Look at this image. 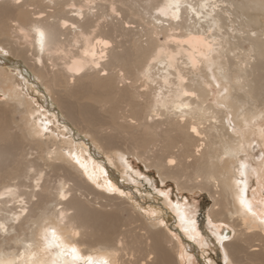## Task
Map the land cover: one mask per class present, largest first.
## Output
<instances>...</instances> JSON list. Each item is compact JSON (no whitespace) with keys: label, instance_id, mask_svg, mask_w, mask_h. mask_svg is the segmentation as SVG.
Returning <instances> with one entry per match:
<instances>
[{"label":"bare ground","instance_id":"obj_1","mask_svg":"<svg viewBox=\"0 0 264 264\" xmlns=\"http://www.w3.org/2000/svg\"><path fill=\"white\" fill-rule=\"evenodd\" d=\"M176 2L0 0V264H194L161 221L132 214L121 228L127 202L86 178L124 189L77 131L123 174L134 156L179 191L208 192L211 223L232 231L213 232L223 264H264V0H179L174 19ZM173 210L190 241L212 242Z\"/></svg>","mask_w":264,"mask_h":264},{"label":"rangeland","instance_id":"obj_2","mask_svg":"<svg viewBox=\"0 0 264 264\" xmlns=\"http://www.w3.org/2000/svg\"><path fill=\"white\" fill-rule=\"evenodd\" d=\"M261 21L264 24V20L261 19ZM3 54L1 55L7 58L9 62L15 60L14 58L12 59L13 56H10L11 54ZM21 72H23L21 73L23 74V79L29 85V89L27 91H29L28 93L30 97L34 98L38 105L45 106V91L41 92L40 90L36 89V87H34V85L30 83V81H28L31 78L32 80H34L35 83H37V78L34 77L33 73L28 72L26 70H21ZM49 99L52 102V99ZM5 102H8L7 98L4 97L3 94L0 92V107L3 106V104L1 103ZM82 102L83 101H81L80 103ZM53 103L54 102H52L51 104L52 107L58 109L57 105ZM10 105L11 102H9L8 106ZM3 114L9 117V123L11 116L10 124L16 122L18 125H20L22 129L25 130L26 128L27 130L25 115L14 114L12 113V110L10 108H3ZM60 115L61 118L64 119V116L62 114ZM12 118H14V120ZM76 134L78 135V137L87 140L91 144L93 155L96 158H102L105 161L106 169L108 170V172L110 171L109 173H112L115 178L117 177L116 181H119L118 183L121 184L124 189L120 190V192L119 190L113 192H108L106 190L104 191L102 188L97 187L91 179L86 178L87 182L92 185L97 191L105 193L107 195H112V193L114 195L117 194L118 197L124 199L127 202V206L129 205V208L127 207L121 215L122 229H130L139 224V221L135 222L129 219L128 216H132V214L135 216L138 215L140 220H142L146 224H149L152 221L153 223L155 221H161L160 225L164 227V229L172 236L174 235L173 237H175L176 240H180V243L183 248L182 251L184 254V250L188 251L189 248L187 242H189L197 249L196 256L188 252V255L191 256L194 264H223L220 248H218L217 243L214 241L213 232L215 231V233L217 234L220 233L223 236H226L227 238H225V240H227L231 237V229H229L228 226L221 224L219 225V230L217 231L214 227V224L211 223L209 213L213 205V200L208 192L201 190H193V192L179 191L175 183H173L172 181L162 182L160 180L161 178L159 177L158 171L155 168H147L144 163H142L134 156L129 157V163H131L129 165V168L127 169L128 171L126 170V172L123 174L121 173L120 169L116 168L114 163L109 158L103 155V152L98 147L96 148V146L88 138L89 136L85 137V134H83L82 136V134H79L78 131L76 132ZM19 138L21 142H24L22 136H20ZM146 143L147 144H144V147L148 145L147 148H152V142L146 141ZM120 146H122V144H120ZM87 149L88 146H86L85 150ZM13 151L14 153L16 152V150ZM106 177L112 179L109 175L107 176V174ZM121 193H123V195H121ZM162 193H164V195H161ZM177 206L178 209L181 208V210L188 217L192 216V218H194L193 220H195L197 232L200 234V236H204L206 238L211 239L212 242H210L206 247L202 243H198L196 241L193 242L192 240L190 241L180 229L178 224L175 222L178 218V213L176 211L174 212L173 209H177ZM183 264H186V260L183 262Z\"/></svg>","mask_w":264,"mask_h":264},{"label":"snow or ice","instance_id":"obj_3","mask_svg":"<svg viewBox=\"0 0 264 264\" xmlns=\"http://www.w3.org/2000/svg\"><path fill=\"white\" fill-rule=\"evenodd\" d=\"M171 7H173V8L176 9V12L173 13V18L174 19H178L179 18L178 11H179V7H180L179 0H177V2L175 4L171 5ZM161 14H166V12H164L162 10V13ZM39 36H40L41 46L43 47V43H44V40H45V33L43 31H40L39 32ZM187 94L188 93H185V95H187ZM193 131H195V129H193ZM170 163H175V161H170ZM241 167H244V166L241 165ZM241 175H243V173H241ZM37 184H39V180H37ZM109 190L110 191H116V189H112V188H110ZM9 191H11V189H9ZM121 195H123V193H121ZM161 195H164V193H162ZM240 203H241L242 206H244V208L249 213H251L253 216H255V213L252 211V207H251V205L249 203H246L243 198H241ZM260 224L261 225H264V219H261L260 220ZM0 230L6 231V228H5V226L3 224H0ZM50 235L54 239H57V240L59 239L58 237H56L55 231H52L50 233ZM42 239H43V241H44V243H45V245H46L47 248H51L52 247V243L49 241V233L47 232V230H46L45 234L42 236ZM222 239H223V237H222ZM55 246L57 248H62L63 247L59 243H57ZM68 252L71 254V257H72L73 261H79L81 259V257L78 254V251H77V249L75 247L69 248L68 249ZM61 255H62V253H61ZM85 264H94V262H93V260H92L91 257H88L86 259ZM101 264H109V262L107 260H104V261L101 262Z\"/></svg>","mask_w":264,"mask_h":264}]
</instances>
